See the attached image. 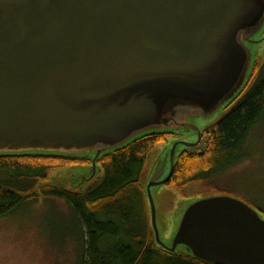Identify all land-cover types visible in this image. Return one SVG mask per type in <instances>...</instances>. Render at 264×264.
<instances>
[{"label":"water","instance_id":"obj_1","mask_svg":"<svg viewBox=\"0 0 264 264\" xmlns=\"http://www.w3.org/2000/svg\"><path fill=\"white\" fill-rule=\"evenodd\" d=\"M264 0H0V156L94 157L154 132L198 129L246 84ZM215 264H264V216L214 194L163 243ZM41 186H59L49 182Z\"/></svg>","mask_w":264,"mask_h":264},{"label":"trees","instance_id":"obj_2","mask_svg":"<svg viewBox=\"0 0 264 264\" xmlns=\"http://www.w3.org/2000/svg\"><path fill=\"white\" fill-rule=\"evenodd\" d=\"M263 34L264 28L258 38ZM256 52L255 45L254 56ZM256 61L254 57L242 90L202 130V135H210L206 154L183 157L175 166L170 185L181 187L211 171L224 169L238 158L251 130L264 119V77L257 80L261 66L258 68ZM170 134L177 132H154L99 156L95 163L103 173L85 190L40 183L58 165L94 160L93 156L2 155L0 218L15 213L40 195L51 196L66 203L78 220L85 251L83 264H215L186 252L164 249L156 242L152 225L147 223L148 195L142 184L143 170L148 154L164 135Z\"/></svg>","mask_w":264,"mask_h":264},{"label":"rangeland","instance_id":"obj_3","mask_svg":"<svg viewBox=\"0 0 264 264\" xmlns=\"http://www.w3.org/2000/svg\"><path fill=\"white\" fill-rule=\"evenodd\" d=\"M263 35L258 45L256 44L257 52L254 56L256 63L259 64L258 68L261 66L257 73L258 77L256 75L259 81L264 77ZM221 113L222 110L210 117L196 118L193 122L198 129L203 130ZM177 133L187 140H194L193 135H198L195 130L183 129ZM170 138L162 137L150 152L142 175V184L145 188L150 178L159 174V171L156 172L159 165H164L166 155L164 156L163 151L166 150ZM243 154L246 160L244 159L239 167L229 173L235 181L230 186L224 183L212 192L233 194L228 190H234L244 197V201L262 211L264 216V119L251 130ZM93 163V159L84 162H64L51 169L47 180L43 183L50 181L66 189L77 190L75 183L69 178L76 175L73 178L76 182L80 181L78 179L80 177L81 179L87 177ZM170 166L168 159L166 173ZM102 173L100 165L97 164L95 178L84 183L79 189L88 188ZM3 175L0 172V177ZM208 183L209 181H206L205 184ZM202 187L192 181L181 187L157 185L152 188L157 209V225L165 245H172L185 209L192 201L198 199L199 194L203 192ZM146 210L147 223L152 225L148 201H146ZM177 250L185 252L183 246H179ZM84 252L78 220L68 205L58 198L40 195L37 200L20 206L15 213L0 218V264H83Z\"/></svg>","mask_w":264,"mask_h":264},{"label":"flooded vegetation","instance_id":"obj_4","mask_svg":"<svg viewBox=\"0 0 264 264\" xmlns=\"http://www.w3.org/2000/svg\"><path fill=\"white\" fill-rule=\"evenodd\" d=\"M164 136H169L171 138L169 139V142L166 144L167 146L166 150L163 151L164 156L166 155L165 160H164L165 163L163 166L162 164L159 165V168L157 169L156 172L159 171V174L157 175V177H159L158 181L168 179V181L165 184H162V185L167 186V185H170L171 177H172L173 171L175 170L176 164L183 157L184 158L185 157H202L204 156V154H206V152L209 149V145H210V139H209L210 135H202V134L193 135L195 137L194 140H187L185 138H182L181 137L182 135H178V133L171 134V135H164ZM240 152L241 153L238 155V158L232 161L230 164L226 165L224 169L211 171L210 173L204 175L203 177H199L193 181L203 186L202 187L203 192L199 194L198 198L209 196V195H214V194H219V193L212 192V190H214L217 187L218 188L221 187L224 183H227L228 186H230L235 181V178L234 179L231 178L229 176V173L230 171L232 172L235 168L239 167L241 163L244 161L245 159V155L243 154L244 148H242ZM168 159L170 160L171 166L169 167V170L166 173L165 171L167 169ZM206 181H209L207 185L205 184ZM211 183L213 185H211ZM186 184L187 183L183 185H186ZM228 191H231L233 193V194L227 193L228 195L241 198V199L244 198L239 193L235 192L234 190H228Z\"/></svg>","mask_w":264,"mask_h":264}]
</instances>
